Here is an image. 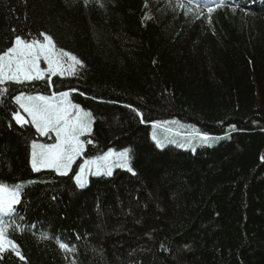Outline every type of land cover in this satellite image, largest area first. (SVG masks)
<instances>
[{
	"label": "trees",
	"instance_id": "16d2710c",
	"mask_svg": "<svg viewBox=\"0 0 264 264\" xmlns=\"http://www.w3.org/2000/svg\"><path fill=\"white\" fill-rule=\"evenodd\" d=\"M41 32L84 67L9 85L0 104V181L34 182L9 229L28 264H264V0H225L210 16L190 0H0V51ZM50 86L92 112L86 155L130 147L136 175L79 189L71 174L32 170L40 136L12 120L11 97ZM165 122L233 134L196 152L160 148L150 127ZM49 229L75 251L40 239ZM0 264L24 262L8 252Z\"/></svg>",
	"mask_w": 264,
	"mask_h": 264
},
{
	"label": "snow or ice",
	"instance_id": "6c2138e0",
	"mask_svg": "<svg viewBox=\"0 0 264 264\" xmlns=\"http://www.w3.org/2000/svg\"><path fill=\"white\" fill-rule=\"evenodd\" d=\"M200 6L202 0H190ZM88 0H85V4ZM225 0H212L207 5L210 16L216 9L224 6ZM102 6V5H101ZM181 8L183 4L179 5ZM191 11V9H187ZM16 32V29H12ZM40 38L15 35L11 46L0 51V104L4 103L9 92V85H24L26 82L46 81L51 77L64 76L65 71L75 73L77 66L84 67V63L76 55L58 48L53 37L47 33L38 34ZM67 69L65 67L66 62ZM44 62L46 67H41ZM67 91L52 92L51 95H32L20 91L11 97L17 105V110L11 113L12 120L21 128L32 126L41 137H49L53 142L40 143L35 139L31 141V168L34 172L42 169H51L59 176H69L75 186L84 189L89 184V177H112L114 170H126L136 175L132 167V149L130 147L116 150L109 148L102 155L85 158L77 165L78 171H73V165L84 157L92 139H82L91 134L94 117L91 111H86L79 104L69 99ZM131 107V106H129ZM144 123L143 113L133 109ZM23 113V114H22ZM26 114V115H25ZM169 123V122H165ZM11 127V122L8 125ZM234 127V126H233ZM158 147L163 148L164 143L153 135ZM221 137H214L194 129L186 137L185 144L195 150V143L211 147ZM172 142V141H169ZM185 144H180L184 147ZM264 159V158H262ZM33 181H18L9 184L0 181V260L4 254L14 253L20 261L28 264L27 258L22 253L20 246L10 238L9 229L14 225V219L23 220L18 207L22 206L26 184ZM55 199V197H53ZM19 228L20 225H15ZM29 227H34L31 225ZM23 231V228L20 229ZM40 239H55L48 233L41 231ZM58 246L64 251H75L68 243L58 241ZM73 264L75 261L73 260Z\"/></svg>",
	"mask_w": 264,
	"mask_h": 264
},
{
	"label": "rangeland",
	"instance_id": "374dc122",
	"mask_svg": "<svg viewBox=\"0 0 264 264\" xmlns=\"http://www.w3.org/2000/svg\"><path fill=\"white\" fill-rule=\"evenodd\" d=\"M57 45V44H56ZM58 47V46H57ZM60 48V47H58ZM70 63V61L66 62L65 64V67L67 69V64ZM41 67H46V64L44 62L41 63ZM79 66H77L78 68ZM76 68V70H77ZM72 73H70L69 71H65V75L64 76H68V75H71ZM33 95V94H32ZM69 99L73 102V103H76V104H79L83 109H85L86 111H89V109L83 107L78 101H75L74 99H71L70 98V95H69ZM23 114V113H22ZM26 115V114H25ZM181 127L180 126H174V125H171V124H166L164 127H153L151 129V137H153V135L155 134L157 139L161 140L162 142L163 141H172L173 143H180V144H185V140H180V138H178L176 135L178 134L179 131H181ZM166 131V132H164ZM163 133H167L168 136H166L165 139H163L162 136H164ZM44 140H36L37 142H40V143H51L53 142L51 138L49 137H43ZM82 139H85L84 137H82ZM49 140V141H48ZM196 144V143H195ZM185 146H187V144H185ZM81 158H90V157H87V156H84V157H81ZM30 163H31V151H30ZM76 166V169H77V163L73 165V168ZM78 171V169H77Z\"/></svg>",
	"mask_w": 264,
	"mask_h": 264
},
{
	"label": "bare ground",
	"instance_id": "6f19581e",
	"mask_svg": "<svg viewBox=\"0 0 264 264\" xmlns=\"http://www.w3.org/2000/svg\"><path fill=\"white\" fill-rule=\"evenodd\" d=\"M230 128L232 129V127H230ZM231 129H228L224 134H218L217 136H215V137H221V139L217 140L211 147H214L215 145H217L220 142H223L224 140H227V141L230 140L229 139V136L233 134L232 131H231ZM211 147H208V148H211ZM47 232L49 234L55 236V239L54 240H56V241H60V240L63 241V239H66L62 234L58 233L57 231L56 232H52L51 229H49ZM67 241L70 242V240H67Z\"/></svg>",
	"mask_w": 264,
	"mask_h": 264
}]
</instances>
